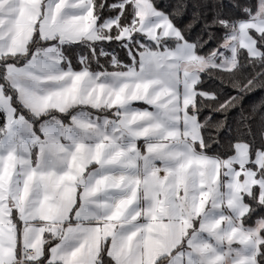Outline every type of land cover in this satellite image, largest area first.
<instances>
[{"label": "crops", "instance_id": "crops-1", "mask_svg": "<svg viewBox=\"0 0 264 264\" xmlns=\"http://www.w3.org/2000/svg\"><path fill=\"white\" fill-rule=\"evenodd\" d=\"M11 27L15 28L14 33L10 31ZM31 33L32 23L19 22L17 0H0V42L5 45L0 52L16 48L14 45L9 48L10 40H28ZM143 33L153 36L156 43L161 38H166L161 35L160 28L157 26L154 30L143 31ZM183 40L171 47H143L138 55V64L134 66L131 63L129 65L131 67L110 70L125 72L128 76L116 85L115 97L108 105L101 107H96L93 102H87V96L91 92L90 86L94 80L102 81V74H100L102 70L95 72L88 67L77 70L73 66L60 63L57 75L63 74L66 79L71 77L75 80V84L83 82L85 88L83 103L75 106L80 107L76 112L88 114L89 129L85 138L79 141L78 151L71 141L60 138L61 142L67 146L66 153L62 154L66 156V159L62 168L50 171L55 175L57 191L68 200L69 206L79 192L84 203L99 211L101 217L111 215L121 205V201H127L133 195L129 191V188L133 186L138 189L136 199L131 204L125 203L122 207H126L129 212L133 209L146 211L151 207L153 200L145 193L146 179L149 185L172 184L182 188L185 178H191L196 188L202 190L208 207L216 210L217 219L220 221L219 231L224 234V239L218 245L217 251L227 253L226 257L221 258L223 264H256L255 256L258 254L259 243L262 240L260 233L264 220H258L252 226L242 225L241 219L249 210V204L244 200L248 191L244 194L232 191L227 195L226 180H224V193L221 191V194L215 195V190L212 189L221 176V168H225L227 164L236 165L237 163L218 155L208 154L197 147V144L202 141V132L199 120L189 107L193 105L196 97L195 84L200 79L201 70L211 65L200 61L199 69H192V65H188L190 57L175 52L178 44H182ZM202 56L204 55L197 57ZM149 59L155 60L161 65L162 70L170 73V80L162 82L155 75L141 74L139 66ZM223 62V58L219 59L216 66L228 70L234 68L238 60L228 66H225ZM57 93L53 98L55 102L59 96ZM62 99H64L63 96ZM145 99L151 103L150 109L147 104L141 103ZM52 104L63 106L54 102ZM102 108L112 109V114L106 115L105 121L100 119L104 114L100 115L95 111ZM142 112H151L153 115L141 116ZM161 112L166 113L163 121L155 115ZM120 119L137 132L147 129V134L139 138L130 136L119 123ZM98 132L100 134H97ZM133 144L137 145L136 149L129 151ZM36 150L37 146L33 145V154ZM74 151L76 158L73 160L71 154ZM83 154H87V158ZM14 166L15 174H13ZM243 167L242 164L238 166L240 169ZM26 168V165H21L16 159L4 157L3 167L0 168V237L10 240L13 246L15 245V225L10 228L11 221L8 218L12 209L16 208L20 219L24 221L22 244L37 251L35 257L28 258L34 260L43 255L47 240L52 239V244H56V234L62 232L63 227L52 210L54 205L51 194L41 192L38 195L32 189L26 190L23 174ZM156 169H159V172H156ZM65 173H72L77 179H70ZM121 177L124 179L121 180ZM133 178L138 179L140 183L133 185ZM201 181H203L202 184ZM199 195L200 193H197L198 202ZM259 199L261 201V196ZM65 211L67 212V209ZM98 219L97 217L88 221L81 219L80 222L95 224ZM116 224L118 233L121 235L128 233L127 223H124L122 227L120 221ZM112 231L111 222L95 229L94 237L88 242L85 250L95 257L96 252L104 245V237ZM204 235L207 236L206 233ZM76 243L79 244L80 241ZM116 243L121 244V240L118 238ZM128 243L127 240L123 242L125 250ZM131 243L137 252V264H139L140 253H143L147 264H151V257L160 246L161 240L157 236L155 227L151 230L145 227ZM213 243H215L214 240ZM51 252V260L60 259L58 245L52 247ZM114 254L120 255L119 252ZM10 255L11 248L0 247V258ZM18 262L20 264V260Z\"/></svg>", "mask_w": 264, "mask_h": 264}, {"label": "snow or ice", "instance_id": "snow-or-ice-1", "mask_svg": "<svg viewBox=\"0 0 264 264\" xmlns=\"http://www.w3.org/2000/svg\"><path fill=\"white\" fill-rule=\"evenodd\" d=\"M153 6L159 8L154 2ZM63 7L75 9L76 0L59 2L48 0L47 7L41 0L40 11L36 13L35 22L32 23L31 37L28 40L9 41V48L14 45L17 49L25 50L23 58L21 59L20 51L14 53L8 51L7 55L10 58H0V97H3L0 99V168L3 167L5 156L26 165L27 168L23 170L26 190L32 189L38 195L41 192L50 193L54 205L52 210L63 227V231L56 234V244H50L45 248L43 255L36 260L27 261V264H137V252L131 241L145 227L150 230L155 227L161 240L160 246L151 257V264H223L221 258L226 257L227 253L217 251L224 234L219 231L220 221L217 219L216 210L208 207L202 190L196 188L191 178H185L182 188L172 184L149 185L146 179L145 193L153 200L151 207L146 211L133 209L130 212L126 207H122L136 199L138 189L133 186L129 188L133 195L127 201H121V205L111 215L104 217H101L99 211L85 204L79 192L69 206L68 200L57 191L56 178L50 170L62 168L66 159L62 154L66 153L67 146L60 138L71 141L78 151L79 141L85 138L89 129L88 114L72 111L76 104L83 101L85 94L83 82L75 84L63 74H54L59 72L55 63L58 40L54 34L73 29L75 27L73 21L78 19L72 13H63L64 19H60ZM33 11L35 12V9ZM44 30L52 34L53 38L45 40L42 45L31 47L30 45L37 40H42ZM10 31L14 33L15 28L11 27ZM4 47L5 45L0 42V49ZM139 71L141 74L155 75L162 82L171 78V74L162 70L161 65L152 59L141 64ZM42 81L53 82L54 87L49 91V100L53 99L57 92L64 91H74L77 98L63 106L51 104L42 107L41 98L36 92ZM103 87L105 86L101 85V88ZM21 91L24 93L23 97ZM141 103L151 108V103L147 99ZM145 114L153 115L151 112H142L141 116ZM155 115L161 121L166 118V113L163 112ZM122 126L135 138L146 135L148 131L145 129L143 132H137L123 122ZM33 145L37 146L34 154ZM136 147V144L131 145L129 151L135 150ZM215 147L216 145L212 147L206 145L204 151L211 152ZM71 155L74 160L76 152ZM83 155L87 158V154ZM155 171L159 172V169ZM65 175L70 179H77L72 173ZM120 179L123 180L124 177ZM9 181L11 183V178ZM132 183L138 185L140 181L133 178ZM197 193H200L199 202ZM94 217L99 218L95 224L80 222L81 219L88 221ZM8 219L11 221L10 228L15 225L16 242L13 246L10 240L0 237V247L11 248V255L0 258V264H18L24 221L20 219L16 208L12 209ZM117 221L121 222V227L124 223L128 224L129 231L126 235L116 231ZM109 222L113 231L104 237L103 249L98 250L93 257L85 250L86 246L94 237V230ZM118 238L121 240L119 245L116 243ZM125 240L129 241L126 250L123 245ZM76 241L80 243L77 244ZM57 245L60 249V259L53 261L51 248ZM114 252H119L120 255L117 256ZM139 256V264H147L143 253ZM255 261L256 264H264V244L260 245Z\"/></svg>", "mask_w": 264, "mask_h": 264}, {"label": "trees", "instance_id": "trees-1", "mask_svg": "<svg viewBox=\"0 0 264 264\" xmlns=\"http://www.w3.org/2000/svg\"><path fill=\"white\" fill-rule=\"evenodd\" d=\"M158 5L182 34V38H161L158 43L145 33H134L133 38L146 39L153 48L174 46L186 39L194 44L198 55L211 56L222 48L228 35L234 31L236 24L243 18L255 13L258 0H151ZM125 2L121 7L119 3ZM96 22L102 24L109 17L118 16V24L105 31L113 39L104 38L96 41L81 40L64 43L62 51L63 63L80 70L88 67L92 71L125 69L132 62L129 49L123 45L124 40L118 38L122 27L130 26L135 16L132 1L126 0H93ZM156 8V7H155ZM45 40H37L30 45H42ZM136 41V40H135ZM105 44L107 54L103 55L101 47ZM257 44L261 54L253 57L245 47L237 53L238 63L234 68L223 69L219 66L206 67L200 72V79L195 84L196 97L189 107L200 123L202 141L197 147L204 151L205 146L216 145L211 155L227 158L235 152L236 143L246 142L251 157L264 150V36L258 35ZM138 59L143 47H135L129 43ZM0 58H10L1 54ZM23 52H21V59ZM83 58V60H81ZM117 59L113 66L112 60ZM219 61L220 58H216ZM79 106H74L76 112ZM100 115L112 114L111 108L95 110ZM251 128V130H249ZM223 130V131H222ZM34 152V150H33ZM264 176V163L258 170ZM252 193H246L245 202L249 204L247 214L241 219L243 226H252L258 220H264V200L259 199L260 188L255 185ZM261 242L264 244V225L261 228ZM53 243L45 242V248ZM259 245V251H260ZM104 245L102 246L103 249ZM258 251V253H259ZM35 258L34 260H36ZM28 259L24 262L27 264ZM19 264V262H18Z\"/></svg>", "mask_w": 264, "mask_h": 264}, {"label": "rangeland", "instance_id": "rangeland-1", "mask_svg": "<svg viewBox=\"0 0 264 264\" xmlns=\"http://www.w3.org/2000/svg\"><path fill=\"white\" fill-rule=\"evenodd\" d=\"M129 0H126V2ZM135 7L136 15L133 18V23L130 26L122 27L118 38L123 39V45L129 49V53L132 57V64L135 66L137 63V58L132 49L129 48V43H133L135 47H150V43L146 39H141L140 37H135L134 33L143 31L154 30L157 26L160 28L161 35L166 36V38L171 37H180L182 34L179 29L175 26L172 20L168 16L158 9L155 8L151 0H130ZM40 2L41 0H17V6L19 10V22L20 23H34L35 15L40 11ZM48 0H43V4L47 7ZM59 2V0H58ZM93 0H76V8L63 7L61 9L60 19H64L63 13H72L78 19L73 21L75 27L71 30L65 31L63 33L54 34L58 40L56 44V59L55 63L57 66L60 63H63L65 56L62 51V46L64 43L71 41H81V40H90L96 41L104 38L106 41H110L113 38L109 34H105V31L111 30L114 25L118 24V16H113L105 19L102 24L96 22V17L93 12ZM121 7L125 5V2L119 3ZM35 9V12L33 11ZM258 35L264 36V0H258V6L251 16L241 19L235 26L234 31H232L227 40L223 43L222 48L216 50L211 56H202L197 57L196 48L194 44L188 40H183L182 44H178L176 53L180 55H187L190 57V63L192 69H199L198 63L201 61L203 63L210 64L211 67L217 65V57L222 59L225 66L232 65L237 61V53L242 48L245 47L249 54L253 57H256L261 54V48L257 44ZM153 41L155 38L151 35H148ZM53 38L52 34H49L47 30L42 32V40H51ZM136 40V41H135ZM156 42V41H155ZM103 45V44H102ZM166 46V45H165ZM168 47V46H166ZM102 54L106 55V46L105 44L101 47ZM12 51L24 52V49L12 48L7 51H1V53H7ZM141 58L143 56L140 55ZM83 60V58L81 59ZM130 63V64H131ZM113 66L117 65V59L112 60ZM129 64V65H130ZM69 65V64H67ZM71 66V65H69ZM131 67V66H129ZM210 67V66H209ZM199 73V72H198ZM54 74H57L54 73ZM102 81H96L92 83L91 92L87 96V102L95 103L96 107H101L102 105H108V103L115 97V87L116 85L123 80L124 77L128 76V73L125 72H111L110 70H102ZM199 75V74H198ZM71 81L75 83V80L70 77ZM77 84V83H76ZM101 85L105 87L101 88ZM112 85V87H107ZM54 87L50 81H42L36 89L37 95L41 98L40 104L42 107H48L53 102L58 104H66L70 100H75L76 93L74 91H64L58 92L56 102L54 99L49 100V91ZM97 89V90H96ZM19 91V89H18ZM24 93L21 91V97ZM61 95V96H60ZM62 96L64 99H62ZM83 103V102H82ZM77 105V104H76ZM193 115L196 114L193 113ZM96 118V116H95ZM197 118V117H196ZM101 121L106 120V114L100 118ZM198 120V118H197ZM235 152L231 156L227 157L228 160H233L237 164H227L225 168H221V176L212 186V189L215 190V195H219L226 189L227 195L232 191L244 194L246 191L253 192L254 185H258L260 188L261 200H264V176L259 175L258 170L264 161V150L259 151L255 157H251L249 145L245 142L236 143ZM243 165V169L238 168L239 165ZM236 174V176H235ZM224 180H226V187L224 189ZM222 191V192H221ZM261 220V219H260Z\"/></svg>", "mask_w": 264, "mask_h": 264}, {"label": "built area", "instance_id": "built-area-1", "mask_svg": "<svg viewBox=\"0 0 264 264\" xmlns=\"http://www.w3.org/2000/svg\"><path fill=\"white\" fill-rule=\"evenodd\" d=\"M37 254V251H35L32 248H29L25 244H22V247L20 249V264H23L28 258H33Z\"/></svg>", "mask_w": 264, "mask_h": 264}, {"label": "water", "instance_id": "water-1", "mask_svg": "<svg viewBox=\"0 0 264 264\" xmlns=\"http://www.w3.org/2000/svg\"><path fill=\"white\" fill-rule=\"evenodd\" d=\"M119 121H120V122H119L120 124H122V122H123V124H124V121H123L122 119H120Z\"/></svg>", "mask_w": 264, "mask_h": 264}]
</instances>
